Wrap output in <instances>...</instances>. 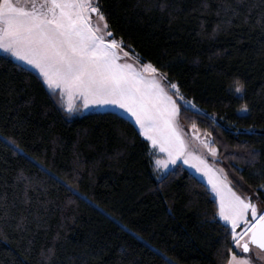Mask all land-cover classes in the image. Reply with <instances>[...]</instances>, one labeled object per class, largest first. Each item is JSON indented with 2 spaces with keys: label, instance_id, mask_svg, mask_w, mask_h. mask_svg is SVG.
<instances>
[{
  "label": "trees",
  "instance_id": "trees-1",
  "mask_svg": "<svg viewBox=\"0 0 264 264\" xmlns=\"http://www.w3.org/2000/svg\"><path fill=\"white\" fill-rule=\"evenodd\" d=\"M98 3L114 38L179 84L181 121L214 141L235 191L264 205V0ZM20 65L0 53V264H227L205 182L181 164L158 181L134 122L68 115Z\"/></svg>",
  "mask_w": 264,
  "mask_h": 264
},
{
  "label": "snow or ice",
  "instance_id": "snow-or-ice-1",
  "mask_svg": "<svg viewBox=\"0 0 264 264\" xmlns=\"http://www.w3.org/2000/svg\"><path fill=\"white\" fill-rule=\"evenodd\" d=\"M229 8L225 4L224 11ZM231 12L239 16L235 9ZM243 22H249L247 16ZM227 23L231 26V17ZM109 28L97 0H0V51L22 62L20 67L35 69L54 103L68 115L89 107L107 108L108 114L121 119V113L130 115L139 135L150 145V157L153 153L166 154V159L153 161L154 170L163 174L156 176L158 181L178 161L206 176L215 195L213 222H221L230 233L231 243L242 250L237 255L229 248L227 264H251L244 255L250 246L264 253V205L253 202L250 196L238 195L219 178L209 159L188 151L177 121V101L191 102L184 99L177 82L169 81L152 62L141 63L142 57L132 46L114 38ZM218 29L219 25L214 31ZM233 89L237 94L243 91L239 80ZM239 111L248 112V105L243 104ZM201 115L216 122L215 116ZM201 143L215 161L219 153L214 141ZM241 155L249 163L256 159L251 150ZM258 187L264 190V183Z\"/></svg>",
  "mask_w": 264,
  "mask_h": 264
},
{
  "label": "rangeland",
  "instance_id": "rangeland-1",
  "mask_svg": "<svg viewBox=\"0 0 264 264\" xmlns=\"http://www.w3.org/2000/svg\"><path fill=\"white\" fill-rule=\"evenodd\" d=\"M97 2H98V0H97ZM93 18L95 20V14H93ZM0 53H4V52L3 51H0ZM4 54H6V53H4ZM7 55H9V54H7ZM10 57H12V56H10ZM12 58L15 61H17L15 57H12ZM17 62H19L20 64L22 63L20 61H17ZM141 63H143V62H141ZM25 66L28 67L27 65H25ZM28 68L36 72L35 69H32L30 67H28ZM233 91H234V89H233ZM239 94H241V93H239ZM63 102L65 104L67 103V97L64 98V101ZM74 103L81 104L82 102L81 101H74ZM96 111H108V109L107 108H101V107H89V108H83L81 111L75 112L74 114L84 115L86 113L96 112ZM241 113H244V112H241ZM121 115L127 117L132 122H134L130 118V115H127V114H124V113H121ZM177 121H178L180 127L182 128L183 138L185 140V143L188 146V151L194 153L195 155L203 156L204 158L209 159V163L213 166L214 169L217 170V175L219 176V178L222 179V180H224L225 183H227L228 186L231 187L235 191V189L232 187V185L230 183V180H229V178H228V176H227L224 168L222 166H220L219 164H217L216 160L215 161H212L210 159L209 154L207 153V150L204 149L203 144L201 143V141H205V142L211 141L209 135L206 134V133H204V132L199 131L195 127H191V128L190 127L189 128L186 127V125L181 121V119L179 117V113L177 115ZM137 128H138V126H137ZM151 157H152L153 161L156 158L166 159V154H159L157 156V154L153 153ZM193 163H195V161H193ZM179 164L183 165L185 168H187L189 171H191L200 180H202L203 182H205L208 185V187L210 188V185L208 184V178L206 176H204L202 173L197 172L195 170V168L191 167L190 165L183 164L182 161H178V163L176 165H174V166H171L169 170L174 169ZM219 169H223V172H220ZM158 174L159 175H163L162 173H159V172H158ZM235 192L238 195H242V194L238 193L237 191H235ZM213 196L215 198V195L214 194H213ZM252 199H253V202H256L258 205H262L259 202V200L255 199V198H252ZM237 230H239V228ZM239 251L242 252V250H239ZM244 255L248 256L251 264H264V253H262L261 250H259L258 248H256V246H250V252L247 253V254H244Z\"/></svg>",
  "mask_w": 264,
  "mask_h": 264
},
{
  "label": "crops",
  "instance_id": "crops-1",
  "mask_svg": "<svg viewBox=\"0 0 264 264\" xmlns=\"http://www.w3.org/2000/svg\"><path fill=\"white\" fill-rule=\"evenodd\" d=\"M234 252L237 254V255H241L242 254V252H240L238 249H236L235 247H234Z\"/></svg>",
  "mask_w": 264,
  "mask_h": 264
}]
</instances>
